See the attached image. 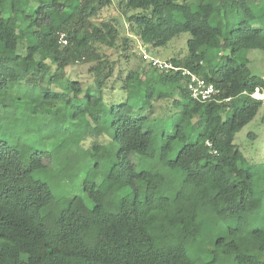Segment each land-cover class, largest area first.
Returning <instances> with one entry per match:
<instances>
[{"label": "trees", "instance_id": "obj_1", "mask_svg": "<svg viewBox=\"0 0 264 264\" xmlns=\"http://www.w3.org/2000/svg\"><path fill=\"white\" fill-rule=\"evenodd\" d=\"M263 2L0 0V126L14 107L24 112L25 127L38 122V110L71 108L109 137L89 148L103 181L86 178L84 196L71 200L56 199L34 177L46 167L45 154L0 140V264H264V232L249 230L262 201L235 145L264 102L252 97L264 94V80L241 55L264 53L262 28L242 20H255L253 7ZM114 4L142 47L190 34L187 54L167 62L215 85L217 99L192 100L182 71L148 64L151 72L138 67L124 76L127 100L109 110L97 88L112 71L99 68L109 64L104 49L119 47V33L95 19ZM130 48L125 40L122 51ZM79 65L96 72L89 89L67 76ZM169 99L170 116L145 115L146 105L150 111ZM55 152L49 157L60 160L61 178L72 176L77 153L64 144Z\"/></svg>", "mask_w": 264, "mask_h": 264}, {"label": "rangeland", "instance_id": "obj_2", "mask_svg": "<svg viewBox=\"0 0 264 264\" xmlns=\"http://www.w3.org/2000/svg\"><path fill=\"white\" fill-rule=\"evenodd\" d=\"M253 9L254 14L258 18L255 17V20H252L244 16L242 20L261 27L264 33V20L260 19V16L264 14V2L261 8L256 5ZM209 10V8H206V12ZM95 20L97 24L111 23L119 33V47L115 50L104 49L105 53L109 55V64L104 62L99 68L103 70L106 67L105 75L109 70L112 71V74L106 80H103L104 85L101 88H97L98 91L103 92L104 101L108 103L109 110L126 102L127 93L122 91L120 87L122 79L129 71L138 67L145 69V71H152L148 63L142 61L140 52H146L150 57L160 61L183 57L187 54V42L190 39V34L188 33L181 34L162 48L142 47V43L130 33L129 25L116 4L104 10L100 17ZM19 33L24 35V33ZM125 40L131 46L127 52L122 51ZM243 54L249 60V68L252 75L259 76L264 80V53L259 50H249L241 53V55ZM92 67V65L70 67L67 69V76L71 80L81 82L83 89H89L97 78L96 72L92 70ZM63 85L65 86V84ZM65 87H67V84ZM52 89L56 90V87L54 86ZM179 96L178 93L173 96V99ZM258 97L264 99V94L262 95L259 92ZM173 99L155 101L150 111L146 105L147 112H145V115L154 117L170 116V113L174 110ZM86 101L87 98L84 96L81 105L85 107ZM67 111H69L68 114L52 112L50 109L38 110L36 113L39 116L38 122L25 127L22 123L24 112L22 109L14 107L11 108L8 119L3 121L0 126V140L8 139L9 143L17 147L28 146L32 151L41 152L48 157L44 162L46 167L36 171L34 177L46 183L58 200H71L75 197L84 196L83 185L86 178L95 180L98 183L103 181L104 169L97 170L95 168L97 158L91 156L89 148L92 142L98 141L105 144L107 139H109L108 135H103L90 120L82 116V112L79 109L72 110L69 108ZM74 114L75 118L73 117ZM108 114V111L101 113L104 117L108 116ZM61 115L68 119L67 123L60 119ZM109 123L110 120L108 119L101 127L107 128ZM63 144L72 147L77 153V156L72 161L74 174L68 178H61L59 174L62 168L60 160L50 159L49 157L51 154L53 156L55 153L57 154L55 151ZM235 145L245 159L241 167L251 172L255 195L262 201L256 214L252 215L249 230H261L264 232V102L255 119L237 133ZM65 155L66 153L62 151L58 156L63 157ZM134 161L138 163V158L136 157ZM234 222L232 223L234 224ZM211 229L208 236L214 239L215 233L211 234ZM204 254L208 255L205 252Z\"/></svg>", "mask_w": 264, "mask_h": 264}, {"label": "built area", "instance_id": "obj_3", "mask_svg": "<svg viewBox=\"0 0 264 264\" xmlns=\"http://www.w3.org/2000/svg\"><path fill=\"white\" fill-rule=\"evenodd\" d=\"M59 44L63 47L67 45V39L64 34L60 36ZM142 56L144 61H146L152 67H156L162 72L167 73L171 70L182 71V75L187 77V89L190 94V97L194 101L200 103H207L216 100L217 97L221 94V90H219L215 85L207 83L205 79L198 77L197 75L188 70L175 68L172 63L152 58L146 52H142ZM258 94L259 91L257 90L255 94L252 95V97L254 99L262 100L258 97ZM224 101L229 102L230 99H225Z\"/></svg>", "mask_w": 264, "mask_h": 264}]
</instances>
